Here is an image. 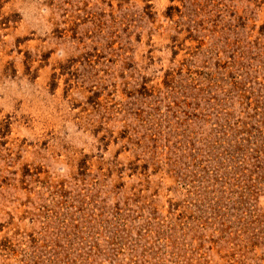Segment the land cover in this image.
Listing matches in <instances>:
<instances>
[{
  "label": "rangeland",
  "instance_id": "1",
  "mask_svg": "<svg viewBox=\"0 0 264 264\" xmlns=\"http://www.w3.org/2000/svg\"><path fill=\"white\" fill-rule=\"evenodd\" d=\"M0 264H264V0H0Z\"/></svg>",
  "mask_w": 264,
  "mask_h": 264
}]
</instances>
